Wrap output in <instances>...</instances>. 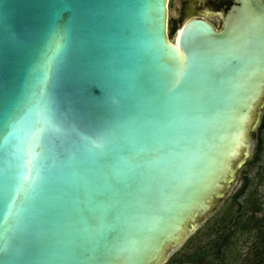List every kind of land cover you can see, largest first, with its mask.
<instances>
[{
  "label": "water",
  "instance_id": "1",
  "mask_svg": "<svg viewBox=\"0 0 264 264\" xmlns=\"http://www.w3.org/2000/svg\"><path fill=\"white\" fill-rule=\"evenodd\" d=\"M168 4L0 0V264H162L232 188L264 0L219 30L187 20L177 45Z\"/></svg>",
  "mask_w": 264,
  "mask_h": 264
},
{
  "label": "rangeland",
  "instance_id": "2",
  "mask_svg": "<svg viewBox=\"0 0 264 264\" xmlns=\"http://www.w3.org/2000/svg\"><path fill=\"white\" fill-rule=\"evenodd\" d=\"M186 2L169 0L173 40L183 23L182 12L194 9ZM208 20L221 27L218 18ZM162 264H264V104L251 153L232 188Z\"/></svg>",
  "mask_w": 264,
  "mask_h": 264
},
{
  "label": "flooded vegetation",
  "instance_id": "3",
  "mask_svg": "<svg viewBox=\"0 0 264 264\" xmlns=\"http://www.w3.org/2000/svg\"><path fill=\"white\" fill-rule=\"evenodd\" d=\"M187 4L193 5V10L188 13H183L181 15V20L183 23L181 26L190 19H202L210 23L216 30H219L211 23L208 19L210 17L218 18L221 21L226 11L233 5V0H186ZM184 3V1H183ZM184 4V5H187ZM181 26L179 28H181ZM178 32V31H177Z\"/></svg>",
  "mask_w": 264,
  "mask_h": 264
},
{
  "label": "bare ground",
  "instance_id": "4",
  "mask_svg": "<svg viewBox=\"0 0 264 264\" xmlns=\"http://www.w3.org/2000/svg\"><path fill=\"white\" fill-rule=\"evenodd\" d=\"M180 28L178 29V32L176 33L174 40L172 41L173 44L177 45L178 42V34H179Z\"/></svg>",
  "mask_w": 264,
  "mask_h": 264
},
{
  "label": "trees",
  "instance_id": "5",
  "mask_svg": "<svg viewBox=\"0 0 264 264\" xmlns=\"http://www.w3.org/2000/svg\"><path fill=\"white\" fill-rule=\"evenodd\" d=\"M261 127H263V124L261 125Z\"/></svg>",
  "mask_w": 264,
  "mask_h": 264
}]
</instances>
